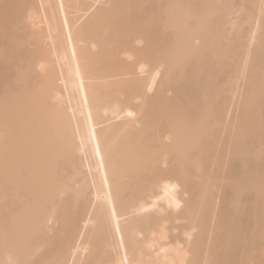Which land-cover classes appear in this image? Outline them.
<instances>
[{
    "label": "bare ground",
    "instance_id": "bare-ground-1",
    "mask_svg": "<svg viewBox=\"0 0 264 264\" xmlns=\"http://www.w3.org/2000/svg\"><path fill=\"white\" fill-rule=\"evenodd\" d=\"M244 1L0 0V264H264ZM240 20L262 37L234 68Z\"/></svg>",
    "mask_w": 264,
    "mask_h": 264
},
{
    "label": "rangeland",
    "instance_id": "rangeland-1",
    "mask_svg": "<svg viewBox=\"0 0 264 264\" xmlns=\"http://www.w3.org/2000/svg\"><path fill=\"white\" fill-rule=\"evenodd\" d=\"M250 2L248 5H250L251 4V1H248V0H245L244 2L246 3L245 5H246V7H247V2ZM258 1H259V3H261L262 5H263V3H264V0H261V1H263V3L260 1V0H257V3H258ZM244 2H239V4H238V9H241V8H239V5H240V7H244ZM255 2V1H254ZM255 4H256V2H255ZM252 6L254 5L253 3L251 4ZM257 5V4H256ZM237 7V6H236ZM246 7H244V8H246ZM255 7H258L257 8V11H256V8H255V17H258V15L259 16H261V15H263V14H260L261 13V11H263L264 9V5H263V8L261 7V6H255ZM244 8H242V10H241V14H242V16L241 17H243V16H245V19L247 18V16L248 17H250L249 18V20L251 21V23H252V21H254L252 18H251V16H249L248 15V13L250 14V12L248 11V12H246L245 13V11H244ZM262 8V10L260 11V9ZM259 9V10H258ZM242 11H244V13H245V15H243L244 13L242 12ZM254 12H253V14H254ZM263 13H264V11H263ZM240 14V13H239ZM247 14V15H246ZM251 15V14H250ZM262 17V16H261ZM264 17V16H263ZM254 18V17H253ZM242 19V18H241ZM248 19V18H247ZM262 19V18H261ZM243 20H244V17H243ZM257 20H258V18H256L255 19V21L257 22ZM260 20V19H259ZM241 21L242 20H240V21H238V24L237 25H234V27H233V29L231 30V32H230V36H231V38L229 39L232 43H234L235 45H236V48H235V50H236V53H238L237 54V57H235V61H234V68H236V66L238 65V63H240L241 64V61L244 59V55L248 58V56H249V53H251L250 54V56L251 55H253L252 54V52L250 51V49L255 45V43H256V45H257V42H254V44H248V41L250 42L251 41V39L253 38V36L252 35H254V38L253 39H255L254 41H258V39L259 38H261L262 37V35H261V33H262V30L261 31H259V29H257V27H259L260 26V28H261V21L262 20H260V24H256L257 26H254L253 24H251V23H248L249 21H247L246 23L244 22V23H241ZM254 21V22H255ZM243 22V21H242ZM240 23V24H239ZM250 25H253V27L252 26H250ZM248 26H250V27H248ZM251 27L252 28H255L256 27V29H254V31H253V29L251 30V31H249L248 29H251ZM257 30H258V32H261L260 33V36H259V34H258V32H257ZM257 32V33H256ZM251 33H252V35H251ZM258 34V37L259 38H257V35L256 34ZM255 35H256V37H255ZM229 36V37H230ZM250 36L252 37L251 39H249L250 38ZM252 39V40H253ZM260 41V40H259ZM258 41V42H259ZM252 43H253V41H252ZM246 44H248L249 45V50H248V46L246 45ZM247 46V49L246 50H248V53H246L245 54V52H246V50H245V47ZM253 45V46H252ZM251 46V47H250ZM255 49V48H254ZM253 48L251 49L252 51L254 50ZM250 51V52H249ZM249 56V57H250ZM252 57V56H251ZM243 58V59H242ZM244 60H246V58L244 59ZM243 60V61H244ZM249 60H252V58H250ZM246 61H248V59L246 60ZM247 68H248V66H247ZM247 68H246V72H243L242 74H243V81L245 80V74L247 73ZM244 71V70H243ZM248 72H249V70H248ZM245 73V74H244ZM245 90V92H246V88H244L243 89V91ZM244 93V92H243ZM244 95H245V93H244ZM210 103H212L213 105H216L217 104V107H219V108H221L222 109V107L224 108V104L223 103H221V102H217L215 99H211V101H210ZM239 105V103L236 101V102H233V100H231V102H230V104L229 105H227L226 104V106H225V109H229V113H228V111L226 112V111H224V114L223 113H221V114H219V112H215V113H213V114H215V116H214V118H217V119H223L224 117H225V115H226V113L228 114V116H231L232 114H233V112L235 111V109L237 108V106ZM241 105H243L242 103H241ZM222 106V107H221ZM232 129H233V131H232ZM248 133H249V130H248V127H246V125H245V122H243V119H241V118H238V119H236L234 122H232V125H231V128H230V130H229V134L231 135H234V136H236V137H247L248 136ZM250 142H252V141H250ZM253 144H255V143H252V145Z\"/></svg>",
    "mask_w": 264,
    "mask_h": 264
}]
</instances>
